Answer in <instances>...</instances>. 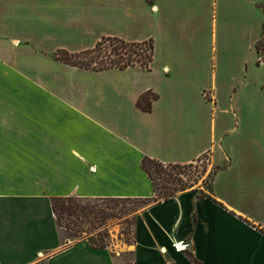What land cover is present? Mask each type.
<instances>
[{"label":"crops","instance_id":"crops-1","mask_svg":"<svg viewBox=\"0 0 264 264\" xmlns=\"http://www.w3.org/2000/svg\"><path fill=\"white\" fill-rule=\"evenodd\" d=\"M31 1L0 0V264H118L109 248L66 243L52 198H152L144 157L203 156L217 168L211 193L192 187L141 210L134 264H190L187 253L264 264V0H59L43 23L54 46L20 31ZM102 37L151 40L150 68L53 58ZM146 93L149 112L136 107Z\"/></svg>","mask_w":264,"mask_h":264},{"label":"trees","instance_id":"trees-1","mask_svg":"<svg viewBox=\"0 0 264 264\" xmlns=\"http://www.w3.org/2000/svg\"><path fill=\"white\" fill-rule=\"evenodd\" d=\"M255 49L258 56L264 52V33L255 44ZM53 58L59 63L91 71L124 70L132 66L149 69L153 60V43L151 40L127 42L115 37H102L91 49L78 53L57 50L53 54ZM262 87L264 89V81ZM155 98V95L146 93L138 99L136 107L143 112H149L151 102ZM203 158L206 156L193 163L200 162ZM193 163L186 165L163 164L144 157L140 166L152 183L154 192L152 198H52L51 208L65 242L76 243L85 240L92 249H107V221L120 220L124 216L133 214L130 223L133 245L134 225L138 213L154 203L168 200L179 192L192 188L193 184L183 182L180 176L187 168L193 167ZM216 170L217 168L213 167L212 175ZM194 191L197 192V190ZM209 192L211 193V188ZM203 196L200 193V197ZM208 198L211 199L210 196ZM129 254L131 255L130 264H134V252L131 251ZM187 260L190 264H200L191 253H187Z\"/></svg>","mask_w":264,"mask_h":264},{"label":"rangeland","instance_id":"rangeland-1","mask_svg":"<svg viewBox=\"0 0 264 264\" xmlns=\"http://www.w3.org/2000/svg\"><path fill=\"white\" fill-rule=\"evenodd\" d=\"M59 7V0H32L27 8H21L18 11V25L20 31L33 34L39 41L54 46L60 42V38H53L46 26L49 15H54L55 10ZM49 10V13L47 14ZM40 42H28L29 47H36ZM259 59H264V52H261ZM197 165V166H196ZM213 166L205 162L193 163V167H189L180 176V179L187 184L192 183L193 189L207 195L211 188ZM133 214L124 216L120 220H108L106 223V232L108 244L107 249H111L117 257L118 264H130L132 251V236L130 223Z\"/></svg>","mask_w":264,"mask_h":264},{"label":"built area","instance_id":"built-area-1","mask_svg":"<svg viewBox=\"0 0 264 264\" xmlns=\"http://www.w3.org/2000/svg\"><path fill=\"white\" fill-rule=\"evenodd\" d=\"M259 64L261 66H264V59H259ZM200 162H202V163L205 162L206 164H209L208 158H203V159H201ZM172 247H173L175 252L179 253V252H182V251H186L187 245L183 244L182 242H176V243L172 244ZM161 252L165 253L163 249L161 250ZM166 264H175V262L172 261V260H168V261H166Z\"/></svg>","mask_w":264,"mask_h":264}]
</instances>
